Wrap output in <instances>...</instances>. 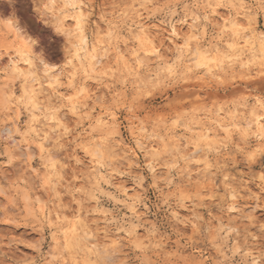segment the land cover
<instances>
[{"label": "rangeland", "instance_id": "rangeland-1", "mask_svg": "<svg viewBox=\"0 0 264 264\" xmlns=\"http://www.w3.org/2000/svg\"><path fill=\"white\" fill-rule=\"evenodd\" d=\"M245 1L254 13L244 30L255 35L264 32V0ZM80 7L87 19L88 46H98L101 53H106L101 66L89 75L77 64V39L55 25L58 11L47 13L39 0H0V131L12 120L21 132L29 124L21 79L12 77L6 63L20 42L13 32L8 33L9 23L33 45L32 72L35 68L42 78L44 69L68 71L62 73L60 89L66 98L57 100L47 86L46 92L39 93L44 106L56 105L44 110L39 118L41 136L27 141L33 148L38 142H46V147L49 142H59L48 150L58 157L62 168L60 181L55 177L58 187L55 181L50 185L44 182L49 166L45 154L36 152L26 165L21 163L22 158L10 159L9 151L14 148L0 139V174L6 178L0 181V264H253L255 259L264 264V184L259 179L264 174V142L246 144L243 127L231 128L229 136L221 132L219 147L208 158L189 164L181 159L193 153L201 128L217 127L216 117L221 119L232 115L235 108L264 101V62L255 59L245 67L239 61L225 59L211 67L187 70V64L180 60L190 52L184 49L183 38L174 35L171 25L184 39L191 25L197 38L201 39L206 30L203 45L225 49L227 42H232L231 33L216 25L212 11L219 12L218 20H231L232 9H243V2L81 0ZM74 11L78 9L68 15H74ZM138 11L149 18L147 25L152 27L162 58L144 53L148 47L129 35L130 21ZM195 17L199 20L194 21ZM110 28L113 30L108 36ZM116 48L126 57L137 52L146 63L144 69L131 62L123 64ZM247 58L252 59L250 54L243 59ZM83 87L89 89L90 98L86 92L79 93ZM11 91L13 94L7 95ZM74 102L82 106L78 116L71 111ZM55 113L61 115L59 118L56 114L63 124L67 123L68 131L54 123ZM99 116H103L102 124L96 122ZM192 127L194 133L190 132ZM134 133L143 138L153 136L145 140L146 152H137L138 160L129 152L137 150ZM180 136L185 137L180 153H162L158 166L162 175L156 181L147 166L151 146L160 150L167 146L170 150V141ZM17 139L21 141L19 136ZM102 141L106 146L101 148L100 162L106 168L92 175V152ZM168 154L174 161L165 165L171 159ZM205 159L212 166L209 169ZM31 167L41 172L35 182H28ZM104 181L113 185L105 186ZM120 185L136 199L137 216L124 205V197L117 192ZM230 189L243 193L236 203L229 198ZM36 193L43 195L40 205L35 202ZM41 208L70 217L79 214L87 229H93H88L91 243L100 250L107 248L117 262L104 263L95 254L90 259L78 249L63 248V231L73 218L51 226ZM174 212L179 213V219L174 218ZM54 239L60 242L57 252L61 255L52 260L47 253L56 246Z\"/></svg>", "mask_w": 264, "mask_h": 264}, {"label": "bare ground", "instance_id": "bare-ground-1", "mask_svg": "<svg viewBox=\"0 0 264 264\" xmlns=\"http://www.w3.org/2000/svg\"><path fill=\"white\" fill-rule=\"evenodd\" d=\"M39 1L41 4L45 5V9L47 10V13L50 11H54V10H56L54 12H57V11L59 12V14L57 13L58 15L57 14L55 15V18L53 15V18H54V22H55L56 27L61 32L65 33L68 37L73 36L75 39H77L78 46H79V48L76 49L77 64L82 68L83 73L86 75H89V74L95 72L96 69L99 66H101V64L103 62V57L105 56L104 54H106V53L105 52H104V54L101 53L102 49H98V46H93V47L88 46V42H87L88 38L86 35V28H87L86 27V24H87L86 20L87 19H85L86 18L85 17L86 15L84 14L85 12H83L81 9L82 6L80 7L81 0L80 1H78V0L77 1L76 0H39ZM241 1L243 2V9L239 10L238 8H233L232 9L233 10L232 11L233 16H232L231 20H227L225 18H222V20H218L216 17H221L219 12L216 9H214L212 11L213 12V19L212 20H214V21L217 20L216 21L217 24L216 23L215 24L220 25L223 28V31L225 29H227L231 33L230 35L232 37V42H227V47H225V49L219 47L218 45H214V47H211V48H208L205 45H203V41L205 40V37H206V34H205L206 30H204V35L200 39V38H197L198 35L196 34V31L194 30L196 28L194 27V25H191V26H189V29H188V35L184 39V37H182V35H180L179 32H177L176 26L171 25V28H172L171 30L174 33V35H177L179 37L181 36V38H183L184 49L186 48V51H188L187 53L190 52L189 56L186 55L185 57H183L180 60L184 64L185 63L187 64L186 65L187 70H190L193 67L194 68H200L203 66L211 67V65H213L212 63L216 64L217 61L218 62L220 61L219 63H223L225 61V59H231L232 62H238L239 61L241 63V65L245 66V67L249 66V64L252 61H254L255 59H259V60L264 62V32H260V33L255 35V34H253L254 32H252V31H250L248 33L244 30L245 24H248V25L251 24V22H250L252 20L251 16L254 12L249 9L250 6L249 7L247 6V3L245 0H241ZM77 2L78 3L80 2V3L78 4ZM77 9H78V11H76V12L74 11V15H68V13H70L71 10L73 11V10H77ZM50 13L52 14V12H50ZM148 19H149L148 17H143L142 11H138V13H136L135 16L130 21L129 29H128L129 35L132 36L133 41L138 42L139 44H141V46L148 47L147 51H145L144 53L147 52L149 54L155 55V57H157V58H162L163 55H161L159 46L156 45V43L153 39V36H152L153 35V32L151 30L152 27L149 28V26L147 25ZM193 20L198 21L199 18L195 17ZM7 27H8V33L13 32L15 34V38L20 40V42H18L19 45L15 49L14 55H12V56L10 55L8 57V60L6 63H8V65L10 67L9 71H10V74L12 75V77L15 79H21V82H22L21 83L22 84L21 85L22 100H23L24 107L29 114V124L27 126V129L24 132H21L20 128L17 125V122H15L14 120L5 123L2 130L0 131L1 132L0 139L3 141H6L9 145H11L14 148V150L9 151L10 159H15V158L21 159V158H26L28 156H31V158H32L36 152H39L41 155L45 154L46 162L49 163V166L47 168V173L45 174L48 178V182L46 184L47 185L54 184V181H55L54 185L56 187H58L57 184H59V183H56L58 181L55 180V177H56V179H58L60 181L59 177L61 178L60 171L62 169V168L60 169V167L58 165V163H59V161H57L58 157L55 154H51L52 152L51 153L48 152V150L45 151L44 153H41L40 144L43 143L46 146V142H38L36 148H33L27 144V141H29L31 138H34V139L37 138L38 139L41 136L40 135L41 128L39 130V125L41 123H40L39 118L45 112L44 110H49L51 108H55V105H56V104L55 105L53 104V107H52V104L51 105L49 104V106H44L40 102V99H39L40 94L39 93H41V92L44 93V91H45L44 86H47V90H49L57 98V100L60 101L63 98H66L65 95L60 94V89H61V85H62V80H61L62 73L64 71H67V69L66 68H64L63 70L44 69V75L45 76L40 78L39 77L40 75L38 73L37 74L35 73V70H36L35 68L33 70L34 72L31 71V68L34 67V65H35L34 64V58L31 54L33 45H31L26 40V38H24L22 36V34H20L19 30L17 28H15L11 23H9L7 25ZM112 30H113L112 28L109 29L108 36H110L112 34ZM126 43H127V41H126ZM180 43H181V41H180ZM115 50H116V54H117V56H119L120 60L124 61L123 64L129 65V62H131V64L135 63L139 69H141V68L144 69V66H146V63L144 61H142V58L139 57V54L137 52H134V54H131L128 57H126L127 55L124 54V52L122 50H120V48H116ZM82 51H83V53H81ZM215 52H217V53H215ZM208 54H213V56L209 57ZM248 54L251 55L252 59H248V58L246 60L243 59ZM1 61H3V60H1ZM41 62L43 63V61H41ZM77 64L75 66H78ZM75 66H74V68H75ZM76 74L77 73L74 72L72 75L76 76ZM68 79L70 80L71 78L68 77ZM73 82L74 81L72 80L71 83H73ZM88 90H87V87L86 88L83 87L79 91V93L86 92L88 95V93H89ZM12 94H13L12 91L9 94L7 93V95H9V96H11ZM87 98H90V96L88 95ZM80 107H82V106L81 105L79 106L78 103H75V102L72 103V105H71L72 113L75 114L76 116H78L81 112ZM7 110L10 111L11 108H8ZM56 114L57 113H55V115ZM55 115L52 119L54 121H57L59 124L57 122H54V123L57 125H62L60 129H62V130L67 129V131H68L69 127L66 125L67 123L63 124L62 120L59 119V118H61V115L57 114L59 118L57 117V115L56 116ZM51 117H49V118H51ZM53 120L50 119V121H53ZM102 120H103V116H99V118L97 119L96 122H98L99 124H102L103 123ZM214 123L217 125L216 128H207V127L201 128L202 131L199 134H197V141H195V143H194L193 153L190 155H183L181 157V159L184 162L189 164L191 162L198 161V159H200V158H208L211 151L218 149L219 144H220L219 138L222 135L221 132H223L225 135L229 136L230 132L232 131L231 128H238L239 129V128H241V126L243 127L242 128V131H243L242 135L245 139V143H246V141L247 142L248 141L249 142L255 141L258 143L264 142V101L258 100L255 102V104L253 106H251V107L244 106L243 109L235 108L232 112V115L223 117L221 119L216 117L214 119ZM198 127H199V125H198ZM190 132H193V133L195 132L193 127L190 128ZM66 134H68V133H66ZM18 136L21 138V141H18V139H17ZM143 136L144 135H142V134H139L136 136L134 133V140H135V144L137 146V150L136 151L135 150H129V152L132 153L131 156L136 160H138L137 152H143V153L146 152V148L148 145L147 146L145 145V140H147V139L149 140V138L153 137L150 135L148 138H143ZM183 140H185L184 136H182V137L180 136L179 138L176 137L175 139H172L170 141V146H171L170 150L167 148V146H164V148L162 150L151 146L152 151L150 154V160H148V162H147V166H148V168H149V170L153 176V179L155 178V180H156L157 178H160L159 175L161 174L162 171L160 170L161 172L159 174L158 166L160 164L159 161H161L159 159H161L162 153L163 154L170 153L171 155L172 154L175 155V153L176 154L180 153V147L182 145L181 143ZM102 142L103 143H100L99 145H97V148H94L95 150L92 152V156L95 158V160H94L95 164H94V167L92 170V175L97 173V172L102 171L103 168H106V166L104 164H101V162H100V160H101L100 158L103 155V153H101V148L106 146L105 145L106 143H104V141H102ZM22 143H24V146H21ZM166 144H168V143H166ZM169 156L170 155L168 154V157ZM170 158H171V156H170ZM205 160H207V159H205ZM20 161H21V163H23L22 159ZM171 161H174V159L171 158L169 160V158H168V161L166 160V162L164 164L169 165L171 163ZM205 165H206V168H208V169L210 167H212L208 160L205 162ZM30 170H31L30 174L27 173L28 182H35V180L41 175L40 174L41 172L39 170L33 168V167H31ZM197 174H195V175H197ZM180 175H181V173H180ZM1 176H0V181L6 179L3 175H1ZM25 176H26V174H25ZM189 176H191V175L189 174ZM192 177L194 178V176H192ZM196 178H197V176H196ZM198 178H200V177H198ZM226 178H227V176H226ZM259 179H260V182L262 184H264V174L261 173L259 175ZM155 180H154V182H156L158 179L156 181ZM26 182H27V180H26ZM122 182L120 184H122ZM98 183H100V180H98ZM104 184H105V186H112L113 185L109 181H104ZM55 186H54L55 192H53V193H55V195H57L56 193H59V191L55 188ZM127 190H128V188L121 186V188H118L117 192L120 193L121 196L124 197V200H123L124 205L128 206L129 211L133 215H135L138 212V211L136 212L137 201L133 196H131L127 192ZM246 192H248V191H246ZM228 194H229V198L233 201V203H236L238 201L239 197H241L243 193H240L239 191H235V190L230 189V190H228ZM250 195H252V194H250ZM247 196H249V195L247 194ZM42 200H43V195L36 193L35 194V202L40 205V204H42ZM232 209H234V208H232ZM41 214L45 219H47V221L49 222V224L51 226H54L57 224L62 225L63 223L66 222L67 219L73 218V221L67 223L68 227L63 231V238L65 241L64 246L66 245V247H63V248H66L68 250H75V251H76V249H78L79 251L87 254V256L90 259H91V256L95 254L97 257H99V260H101L103 262L106 260H110V261L116 260V259L114 260V257L111 255V253L109 252V250L107 248L100 250L98 248V246H95L94 244L91 243L90 239L92 237L90 238L91 233L88 230L90 228L87 229L88 225L84 223V221H85V220H83L84 218L81 219V216L79 214L76 217H70L69 215L63 214V213H61V211H57V210H52L50 212H46L44 210V208H41ZM137 215H138V213L136 214V216ZM173 216L175 219H179V213L178 212H174ZM105 232H107V231H105ZM54 240H55L56 246L53 248V250H51L50 252L47 253V255L50 258H52V260H54L55 258H57L58 256L61 255L60 251L57 252L58 251L57 246H59L60 242L58 241V239H54ZM116 246H118V245H116ZM116 248L117 247H115V249ZM118 248H120V247H118ZM110 249H112V248H110ZM71 253H72V251H71ZM115 262H117V261H115ZM62 264H65V263H62ZM253 264H261V263L259 260L255 259L253 261Z\"/></svg>", "mask_w": 264, "mask_h": 264}, {"label": "snow or ice", "instance_id": "snow-or-ice-1", "mask_svg": "<svg viewBox=\"0 0 264 264\" xmlns=\"http://www.w3.org/2000/svg\"><path fill=\"white\" fill-rule=\"evenodd\" d=\"M65 131H67V129H65ZM45 139H47V137H42V140H45ZM58 144H59L58 141L56 142V145H53L51 142H49V144L47 145V148H46V146L43 143H41L40 144V151H41V153H44L45 151L51 150L53 147L58 146ZM254 158H255L254 155L250 156L249 160L250 161L254 160ZM29 159H31V156H28L26 158H22V161H23L24 164H26ZM23 171H24V169L22 168L21 169V174H23ZM47 182H48V178L46 176L45 177V183H47Z\"/></svg>", "mask_w": 264, "mask_h": 264}]
</instances>
